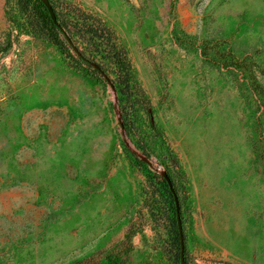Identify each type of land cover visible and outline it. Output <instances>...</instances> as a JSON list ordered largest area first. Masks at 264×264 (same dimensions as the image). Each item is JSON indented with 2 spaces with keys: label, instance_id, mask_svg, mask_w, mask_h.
Returning a JSON list of instances; mask_svg holds the SVG:
<instances>
[{
  "label": "rangeland",
  "instance_id": "374dc122",
  "mask_svg": "<svg viewBox=\"0 0 264 264\" xmlns=\"http://www.w3.org/2000/svg\"><path fill=\"white\" fill-rule=\"evenodd\" d=\"M46 1L74 44L0 0V264H181L166 174L185 264H264V0Z\"/></svg>",
  "mask_w": 264,
  "mask_h": 264
},
{
  "label": "trees",
  "instance_id": "16d2710c",
  "mask_svg": "<svg viewBox=\"0 0 264 264\" xmlns=\"http://www.w3.org/2000/svg\"><path fill=\"white\" fill-rule=\"evenodd\" d=\"M28 2H32L33 6H35V8L38 9V13H40V17L43 20V23L45 24L46 27L48 28H52L53 31L55 32V34L57 35L56 37H59L60 34L63 35L64 39L68 41V38H70L71 40H73V34L71 33V28L69 26V22L67 21H60L59 20V13L55 10L57 16H58V20L60 21V23L62 24V26L64 27V30H61L60 28H58L52 18L51 15L49 13L48 8L46 7V5L42 2V0H27ZM79 56H80V60L83 61L84 63H91L90 59L85 55V53L80 50L79 52ZM128 77V74H124L123 77Z\"/></svg>",
  "mask_w": 264,
  "mask_h": 264
},
{
  "label": "water",
  "instance_id": "95a60500",
  "mask_svg": "<svg viewBox=\"0 0 264 264\" xmlns=\"http://www.w3.org/2000/svg\"><path fill=\"white\" fill-rule=\"evenodd\" d=\"M45 5H46V7L49 10V13L51 15V18H52L54 24L58 28H60L61 30H64V27L62 26V24L58 20V16H57V14H56V12L54 10L53 5L50 2H48V1L45 2ZM68 41L71 44H74L70 38H68ZM165 178H166L167 183H168V185H169V187H170V189H171V191H172V193L174 195V198H175L178 229H179V234H180V239H181V264H185L184 263V251H185V247H184V233H183V227H182L180 200H179V196H178V194L176 192V189L174 187L172 178L168 174L165 175Z\"/></svg>",
  "mask_w": 264,
  "mask_h": 264
}]
</instances>
